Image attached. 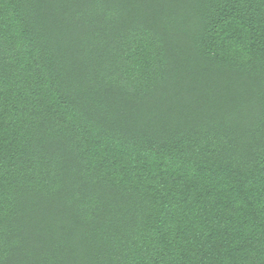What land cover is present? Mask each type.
Here are the masks:
<instances>
[{
  "label": "trees",
  "instance_id": "trees-1",
  "mask_svg": "<svg viewBox=\"0 0 264 264\" xmlns=\"http://www.w3.org/2000/svg\"><path fill=\"white\" fill-rule=\"evenodd\" d=\"M0 264H264V0H0Z\"/></svg>",
  "mask_w": 264,
  "mask_h": 264
}]
</instances>
